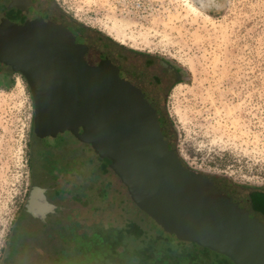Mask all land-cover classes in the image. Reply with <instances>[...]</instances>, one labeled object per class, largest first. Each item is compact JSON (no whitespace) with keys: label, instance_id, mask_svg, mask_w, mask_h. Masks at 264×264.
<instances>
[{"label":"rangeland","instance_id":"1","mask_svg":"<svg viewBox=\"0 0 264 264\" xmlns=\"http://www.w3.org/2000/svg\"><path fill=\"white\" fill-rule=\"evenodd\" d=\"M56 1L90 29L181 68L184 80L171 90L168 110L182 156L197 169L264 187V0ZM0 64L10 73L0 77L1 261L36 168L37 111L17 66L1 59ZM104 163L97 187L101 201L86 210L84 258L73 248L75 256L63 264H143L137 254L170 236V252L183 257L175 262L161 251L162 264H190L192 255L203 264H220L212 250L164 231L132 201L110 161ZM93 217L104 223L98 230ZM131 221L136 236L124 226Z\"/></svg>","mask_w":264,"mask_h":264},{"label":"water","instance_id":"2","mask_svg":"<svg viewBox=\"0 0 264 264\" xmlns=\"http://www.w3.org/2000/svg\"><path fill=\"white\" fill-rule=\"evenodd\" d=\"M0 59L37 115L110 161L132 201L177 239L264 264V187L193 167L168 110L175 65L90 29L56 0H0Z\"/></svg>","mask_w":264,"mask_h":264},{"label":"flooded vegetation","instance_id":"3","mask_svg":"<svg viewBox=\"0 0 264 264\" xmlns=\"http://www.w3.org/2000/svg\"><path fill=\"white\" fill-rule=\"evenodd\" d=\"M175 67L178 82L184 80L181 68ZM3 72L0 77L7 78ZM35 136L33 180L0 264H63L75 256L74 249L81 253L79 258H84L82 238L89 229L86 210L93 200L101 201L97 189L104 158L88 143L40 114ZM94 208L99 211L100 206ZM94 219L91 224L98 230L103 222Z\"/></svg>","mask_w":264,"mask_h":264},{"label":"trees","instance_id":"4","mask_svg":"<svg viewBox=\"0 0 264 264\" xmlns=\"http://www.w3.org/2000/svg\"><path fill=\"white\" fill-rule=\"evenodd\" d=\"M0 30H2L1 28H0ZM1 72H3L2 70H0ZM3 73H5L6 75H7V78L10 76V73L9 72H6V71H4ZM135 222H133V221H131L130 223L128 222L126 225H124L125 226V228L126 227H130V229L128 228V230H129V232L131 233H134L135 231L134 230H132V229H134V227H136L135 226V224H134ZM123 231V230H122ZM121 231V232H122ZM162 234V233H161ZM129 235V234H128ZM134 235L136 236V233H134ZM163 235V234H162ZM170 236V235H169ZM160 237H163V236H160ZM171 238H173L172 236H170ZM171 238H169V237H165L164 238V240H162V239H160V238H157V240H155V245L153 246V245H150V246H148V247H145L143 250H142V253H140V254H137V256H138V258L137 259H139V260H141L142 262H143V264H158V263H160V264H162V262H163V259L162 258H160V257H158V253L159 252H161V251H166V252H168V254H169V258L171 259V260H175V262H178V260H179V256H180V258L181 257H183V256H181V255H179V256H177V254H179V253H177V252H175V251H172V252H170V246H171V242H170V239ZM185 243H188L189 244V246L190 245H197V244H195V243H190V242H185ZM158 245H160V246H158ZM197 246H199V245H197ZM202 248H204V249H207L208 250V248H205V247H202ZM210 250V249H209ZM186 251V250H185ZM213 251V250H212ZM187 252V251H186ZM214 253H216V256L219 258V263L220 264H234L228 257H226V256H224V255H222V254H220V253H218V252H215V251H213ZM196 255V254H195ZM187 256H189V255H187ZM193 256V255H192ZM192 256H189V263L190 264H203V262L200 260V258L198 257V256H194L195 258H193ZM174 262V263H175ZM122 264H126V263H122Z\"/></svg>","mask_w":264,"mask_h":264},{"label":"bare ground","instance_id":"5","mask_svg":"<svg viewBox=\"0 0 264 264\" xmlns=\"http://www.w3.org/2000/svg\"><path fill=\"white\" fill-rule=\"evenodd\" d=\"M178 86H179V85H178ZM178 86H177V87H178Z\"/></svg>","mask_w":264,"mask_h":264}]
</instances>
